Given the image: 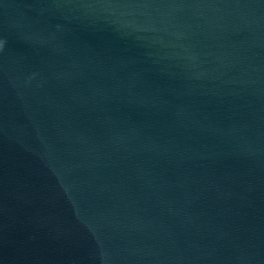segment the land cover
I'll return each instance as SVG.
<instances>
[{
	"label": "water",
	"instance_id": "95a60500",
	"mask_svg": "<svg viewBox=\"0 0 264 264\" xmlns=\"http://www.w3.org/2000/svg\"><path fill=\"white\" fill-rule=\"evenodd\" d=\"M0 264H264V0H0Z\"/></svg>",
	"mask_w": 264,
	"mask_h": 264
}]
</instances>
